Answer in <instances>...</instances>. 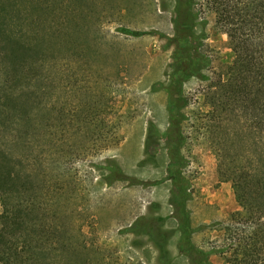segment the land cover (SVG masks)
<instances>
[{
    "label": "rangeland",
    "instance_id": "1",
    "mask_svg": "<svg viewBox=\"0 0 264 264\" xmlns=\"http://www.w3.org/2000/svg\"><path fill=\"white\" fill-rule=\"evenodd\" d=\"M61 3L76 9L73 13L81 23L77 32L67 33L75 44L49 38L45 54L23 77L35 91L31 110L24 120L18 116L19 123L12 121L11 113L0 116V134L7 140L18 136L15 155L35 186L22 197L23 205L35 207L36 216L28 218V230L21 235L34 232L33 243L43 264H161L148 235L126 231L137 216H160L163 227L172 229L170 264H188L175 246L178 231L170 217L164 141L154 157L143 152L149 122L161 132L168 125L165 92L153 91L151 86L164 80L170 69L171 48L165 45L173 31L174 0ZM21 6L30 18L31 4ZM14 21L18 23L12 20V29L23 27L33 33L27 20L21 24L18 16ZM47 24L43 17L40 28ZM121 28L145 33L134 36ZM205 31V49L212 63L204 71L207 79L191 77L184 84L190 102L185 109L183 152L190 160L186 173L192 179L193 197L188 203L192 221L205 225L194 234V241L206 246L224 237L221 223L239 209L232 183L219 174L216 142L228 151L232 129L238 127L239 143L248 152L251 134L241 119L232 122L227 132L205 130L208 86L233 59L228 38L210 13ZM2 56L0 65L5 64ZM98 134H109L111 139H99ZM112 166L144 183L107 185L106 167ZM2 207L0 198V212ZM210 260L228 264L218 254Z\"/></svg>",
    "mask_w": 264,
    "mask_h": 264
},
{
    "label": "trees",
    "instance_id": "2",
    "mask_svg": "<svg viewBox=\"0 0 264 264\" xmlns=\"http://www.w3.org/2000/svg\"><path fill=\"white\" fill-rule=\"evenodd\" d=\"M58 2L0 0V53L5 63L0 65V116L11 113L15 123H19L18 116L22 115L24 120L31 110L35 91L23 77L30 72L27 69L34 68L36 61L45 54L46 45L52 41L49 38L75 44L68 39L67 33L69 29L74 33L80 28L81 23L73 13L76 9ZM25 3L31 4L33 14L30 18L20 10ZM209 13L219 30L226 34L233 59L225 72L217 74L208 86L209 110L204 115L205 130L208 133L212 130L227 132L232 122L244 120L251 134V149L248 152L242 150L238 127L232 129V152L230 147L226 151L220 141L216 142L220 155L219 174L232 183L239 209L221 223L224 237L205 246L194 241V234L205 225H194L188 207L193 187L192 179L186 173L190 160L183 152L187 139L185 109L190 102L184 92V84L191 77L208 78L204 71L212 63L205 49ZM18 16L21 24L27 20L33 26V33L23 30V27L11 28L9 24L12 20L18 23L14 21ZM43 17L48 24L40 28ZM172 24L173 31L171 36H167L165 45V48H171L170 69L164 80L151 86L153 91L163 89L165 92L168 125L161 132L154 122H149L143 152L154 157L159 142L164 141L167 155L164 178L171 184L168 202L170 217L176 221L178 231L177 252L187 258L188 264H212V254L222 256L228 264H264V0H174ZM120 30L134 36L145 33L129 28ZM98 138L111 139L109 134H98ZM18 140L15 134L10 140L0 134V198L3 203L0 212V264H43L38 259L41 251L36 242L33 243L34 232L25 237L21 235L28 230V218H35L36 209L28 208L22 202V197L35 186L19 166L21 158L15 155L14 150L18 148ZM106 168L108 173L104 175V181L107 185L115 181L144 183L119 168ZM163 223V217L140 215L126 231L148 235L158 252L159 262L170 264L168 242L172 229L164 228Z\"/></svg>",
    "mask_w": 264,
    "mask_h": 264
}]
</instances>
